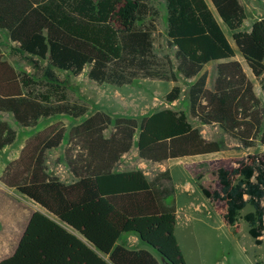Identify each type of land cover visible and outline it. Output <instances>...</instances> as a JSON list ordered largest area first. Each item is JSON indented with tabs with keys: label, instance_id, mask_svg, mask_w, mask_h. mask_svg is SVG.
<instances>
[{
	"label": "trees",
	"instance_id": "16d2710c",
	"mask_svg": "<svg viewBox=\"0 0 264 264\" xmlns=\"http://www.w3.org/2000/svg\"><path fill=\"white\" fill-rule=\"evenodd\" d=\"M164 0L167 35L176 47L177 65L167 56L159 63L152 34L157 10L147 0H0V30L28 54L41 75L10 63L0 48V112L11 113L23 127L42 119H80L69 133L65 159L75 176L67 183L46 168L47 151L58 148L65 127L46 126L31 135L20 156L4 173L16 188L53 217L33 210L15 251L0 264H188L176 234L177 208L169 199L176 188L169 170L152 180L141 169H118L133 147L154 163L220 152L222 142L205 138L184 110L162 108L144 117L112 116L69 100L67 85L57 72L78 75L90 66L89 77L122 87L140 78L177 83L179 74L196 78L188 95L190 114L202 124L218 125L243 147L264 144V100L226 35L216 14L232 31L233 40L264 90V17L243 30L247 11L240 0ZM40 60L46 61L42 65ZM216 63L209 84L206 65ZM175 84L165 99L181 98ZM112 128L109 136L106 131ZM17 131L0 119V150L12 145ZM243 180L235 186L247 195L228 206L235 226L241 211L257 244L264 235V154L239 162ZM219 185L230 172L220 168ZM207 196L219 195L201 186ZM1 191V189H0ZM134 233L149 249L119 243Z\"/></svg>",
	"mask_w": 264,
	"mask_h": 264
},
{
	"label": "rangeland",
	"instance_id": "374dc122",
	"mask_svg": "<svg viewBox=\"0 0 264 264\" xmlns=\"http://www.w3.org/2000/svg\"><path fill=\"white\" fill-rule=\"evenodd\" d=\"M147 1L158 12L154 21L155 30L152 34L153 52L158 57L157 61L164 64L165 58L169 56L177 65V49L172 46L167 35L165 2L164 0ZM240 1L247 11L243 30H250L256 20L264 17V0ZM212 9L216 13L213 6ZM216 16L236 50V58L241 60L248 70V65L233 40L232 31L217 14ZM0 48L10 63L19 70L30 73L36 80H41L42 77L34 68L28 54L16 46L6 30H0ZM40 62L42 65L46 64L44 60H40ZM214 65L213 63L207 65L204 71L215 73ZM248 71L256 85L258 95L264 100V91L260 87L259 80L250 70ZM57 72L67 85L69 100L86 106L89 113L104 110L112 116L144 117L162 108L184 110L193 125L200 128L203 136L222 142L223 148L218 153L205 155L198 159L182 160L181 168L176 174L179 201L183 204V207L178 211V231L183 251L188 264H264V235L262 243L257 244L249 234V225L244 219L245 214L254 210L253 207L247 205L241 211V218L236 227H230L228 223L230 202L247 198V195L235 188L236 184L243 180L238 172L239 162L245 160L248 155L264 154V147L255 145L252 148H245L219 126L202 124L197 118H193L190 114L188 91L195 79H186L181 74H179L177 83L157 78H140L131 84L119 87L107 83L100 84L92 80L89 77L90 66H87L78 75L58 69ZM212 81L213 77L211 76L209 87ZM175 84L182 88V95L179 100L169 103L165 96ZM0 119L8 121L17 131L16 141L6 149L0 150V186L3 188L0 191V204L5 206L6 211L20 208L22 214L20 218L24 219L35 209L34 204L26 197L21 199V193L16 188L4 183L2 178L8 164L20 156L26 140L40 129L49 125L65 127L66 135L63 143L58 148L47 151L46 168L50 174L71 183L76 178L71 173L65 159V151L70 142V130L80 119L56 116L42 119L38 126L28 128L21 126L11 113L0 112ZM111 132L112 128L106 131V135H110ZM132 154L133 152L130 153V156ZM126 159H122L120 163L122 165L118 169L127 170L138 167V157L132 155L131 158H128L129 161ZM132 160L137 162L131 164ZM220 168L230 172L229 180L224 186L219 185L218 172ZM144 169L151 175L159 172V167L153 163H147L144 165ZM201 185L211 192L218 190L219 195L207 196L201 189ZM198 217L202 222H198ZM219 224L223 227H220ZM18 234L19 230L12 232V236L10 235L7 243L3 246L4 251L14 247Z\"/></svg>",
	"mask_w": 264,
	"mask_h": 264
},
{
	"label": "crops",
	"instance_id": "0c3cea01",
	"mask_svg": "<svg viewBox=\"0 0 264 264\" xmlns=\"http://www.w3.org/2000/svg\"><path fill=\"white\" fill-rule=\"evenodd\" d=\"M208 1H209L210 6L211 5L213 6L212 2L210 0H208ZM212 6H211V8H212ZM214 10H215V8H214ZM213 64H215L214 65V68H215L216 67V63H213ZM248 70L251 71V69L249 68V66H248ZM248 70L245 68V71L247 72L248 76L251 78V76L249 75V71ZM251 73H252V71H251ZM211 76L213 77V81H214L215 76H216V73H212V72L209 73V83H210V77ZM192 79H195L196 80V78H192ZM213 81H212V83H213ZM211 87H212V84H211L210 88ZM255 89H256V85H255ZM256 92H257V90H256ZM107 136H109V135H107ZM207 139H209V138H207ZM256 145H261V146L264 147V144H261L260 142H257ZM4 149H6V148H4ZM131 152H133V154H132L133 156L138 157V160H137L138 161V167H135L133 169H141V170H143L149 179L152 180L156 175H158L161 172L167 171V170H169L171 172V175H172L173 180H174V184H175L176 191H175V194L168 201H169V203H174L176 205V208H177V227H176V234H177V237H178L179 242L181 244L180 236H179V231H178V228H179V226H178L179 225L178 224V213L179 212L178 211H179V208H182L183 207L182 206L183 204H181L180 201H179L178 190H177V182H176V177H177L176 174L178 173V170H180V168H181L180 163H181L182 160L198 159V158L203 157L205 155L185 156V157H180V158L169 159V160H166V161H164L162 163H154L152 161H148V160H145V159L141 158L139 156L138 148L135 147V150H134V147H133V149L129 153H126L122 157V159L127 158L126 160L129 161L128 158H131L132 157V155L130 156V153ZM211 154H213V153H211ZM206 155H209V154H206ZM137 161L136 160L135 161L132 160V162H130V163L131 164H134ZM147 163H153L155 166L159 167V172L157 174H152L151 175L149 172H147V170L144 169V165H147ZM120 165H122V164H119V166ZM133 169H127V170H133ZM121 171H125V170H121ZM71 173H72V171H71ZM74 178H75V176H74ZM60 179L62 181H64V182H66L62 178H60ZM67 183H70V182H67ZM0 189L3 190V188L1 186H0ZM187 190H188V188H187ZM22 197H26L27 199H29L34 204V208H35L34 210H40V211L48 214L49 216L53 217L47 210H45L43 207H41L38 203H36L35 201L31 200L30 198H28L27 196H25L24 194L21 193V199H22ZM187 203H188V201H187ZM198 207H195V208L197 209ZM21 215L22 214H21L20 208H16L13 211H8V210L6 211L5 206L4 205L2 206L0 204V262L2 260H4L5 258L9 257L10 255H12L13 252L15 251L16 246H17V244L19 242V239H20V237H21L24 229H25V226H26V224H27V222H28V220L30 218L31 213L27 216V218H24V219H21L20 218ZM191 219H192V217L189 218L190 221H191ZM197 219H199L198 220L199 223L202 222V220L200 219V217H198ZM236 225L235 226L229 225V226L230 227H236ZM204 226H208V225H204ZM219 226L220 227H223L220 224H219ZM17 230H19V234L17 236V239H16V242H15L14 247L11 250H5L4 251V247L3 246L7 243L8 239L10 238V235L12 236V232L17 231ZM119 243L122 244V245H124V246H126L129 249H149V250H152V252L154 253V255L157 256V258H159L161 260L160 255L154 249H152V247H150L146 243L142 242L141 239H140V237L138 235L134 234V233L124 234L121 237V239L119 240ZM181 246H182V244H181ZM182 249H183V247H182ZM185 257H186V255H185ZM186 260H187V258H186ZM187 263H188V261H187Z\"/></svg>",
	"mask_w": 264,
	"mask_h": 264
},
{
	"label": "water",
	"instance_id": "95a60500",
	"mask_svg": "<svg viewBox=\"0 0 264 264\" xmlns=\"http://www.w3.org/2000/svg\"><path fill=\"white\" fill-rule=\"evenodd\" d=\"M147 245H149V244H147ZM150 246V245H149ZM151 247V246H150Z\"/></svg>",
	"mask_w": 264,
	"mask_h": 264
}]
</instances>
